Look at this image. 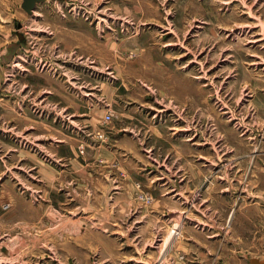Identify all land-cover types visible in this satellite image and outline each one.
<instances>
[{
    "label": "rangeland",
    "instance_id": "obj_1",
    "mask_svg": "<svg viewBox=\"0 0 264 264\" xmlns=\"http://www.w3.org/2000/svg\"><path fill=\"white\" fill-rule=\"evenodd\" d=\"M202 253L264 264V0H0V264Z\"/></svg>",
    "mask_w": 264,
    "mask_h": 264
},
{
    "label": "crops",
    "instance_id": "obj_2",
    "mask_svg": "<svg viewBox=\"0 0 264 264\" xmlns=\"http://www.w3.org/2000/svg\"><path fill=\"white\" fill-rule=\"evenodd\" d=\"M36 38H38V37H36ZM65 48L67 49V48H70V47L68 45H65ZM96 94H97V92L96 93H91L90 95L91 96H96ZM200 220H202V219L200 218ZM200 222H203V221H200ZM242 232L240 230L238 232H234L233 234H235V235H241ZM229 234H230V231H227V230H225V231H213V232H209L208 239L214 241V242H210L209 241L210 242V245H211L210 246L211 249L214 250L217 247H220V245L217 243L218 240L221 239V237H223L224 240H227ZM227 241H231V240H227ZM193 242L196 243V244H198V245H200V243H198L197 241H192V243ZM167 243L168 242L166 241V244H165L166 246H167ZM192 246H193V244H192ZM200 246L202 248H205L206 247L205 248L206 250H207V248H209L207 245H200ZM223 251H225V247H223ZM210 254H212V253H210ZM202 255L204 256V257H202V261H192L191 264H209V261L205 260V259H207V257L203 253H202ZM164 264H169V263L168 262H165ZM177 264H179V263H177ZM248 264H250V263H248Z\"/></svg>",
    "mask_w": 264,
    "mask_h": 264
},
{
    "label": "built area",
    "instance_id": "obj_3",
    "mask_svg": "<svg viewBox=\"0 0 264 264\" xmlns=\"http://www.w3.org/2000/svg\"><path fill=\"white\" fill-rule=\"evenodd\" d=\"M110 118V117H109Z\"/></svg>",
    "mask_w": 264,
    "mask_h": 264
}]
</instances>
